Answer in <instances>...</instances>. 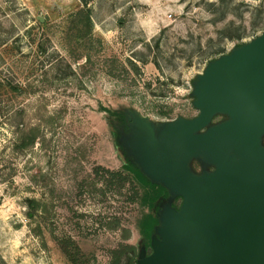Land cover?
Wrapping results in <instances>:
<instances>
[{
	"label": "rangeland",
	"instance_id": "1",
	"mask_svg": "<svg viewBox=\"0 0 264 264\" xmlns=\"http://www.w3.org/2000/svg\"><path fill=\"white\" fill-rule=\"evenodd\" d=\"M83 3L88 33L74 16ZM263 33L264 0H0V264H71L46 230L36 235L26 198L43 200L39 225L71 237L84 264H109L124 244L135 246L136 264H155L162 222L180 210L181 195L142 206L129 202V186L97 171L133 167L150 181L193 153V175L214 173L204 143H229V135L181 133L231 122L221 110H202L211 103L210 73ZM254 123L233 134L226 156L264 148V115ZM17 128H38L44 141L14 152ZM142 211L159 224L148 245L136 226ZM198 256L210 263L207 251Z\"/></svg>",
	"mask_w": 264,
	"mask_h": 264
},
{
	"label": "water",
	"instance_id": "2",
	"mask_svg": "<svg viewBox=\"0 0 264 264\" xmlns=\"http://www.w3.org/2000/svg\"><path fill=\"white\" fill-rule=\"evenodd\" d=\"M210 75L206 96L211 103L202 110L209 115L215 109L221 110L230 116L231 122L201 135L181 134L200 137L215 131L217 141L220 134H228L231 141L204 143L201 155L205 159L214 158L217 166L212 174L193 175L188 161L196 154L191 153L186 164H173L181 166L178 170H161L150 180L160 183L168 194L179 192L183 199L180 210L162 222L163 239L154 245L150 255L155 264H207L198 256L202 251L208 252L209 264L264 262V148L254 147L235 158L226 156L235 139L233 134L257 129L259 126L254 122L264 115V33L238 58L225 60ZM210 147L221 151L214 155ZM163 178H169V184ZM183 236L187 243L182 246ZM141 258L139 255L138 259Z\"/></svg>",
	"mask_w": 264,
	"mask_h": 264
},
{
	"label": "trees",
	"instance_id": "3",
	"mask_svg": "<svg viewBox=\"0 0 264 264\" xmlns=\"http://www.w3.org/2000/svg\"><path fill=\"white\" fill-rule=\"evenodd\" d=\"M77 26H81L82 30L90 32L91 30V15L90 10L87 8L86 3H83V7L79 9L75 15ZM86 36V35H85ZM11 92L18 90V87L10 84L6 85ZM21 126V125H20ZM44 141V135L38 128H31L26 130L25 128L18 129L14 132V138L11 143L12 150L14 152H23L31 150L35 143ZM97 174L102 176H110L117 179L119 185L122 187L129 186L130 197L129 202L138 203L142 206L152 207L153 204L162 197H167L168 192L162 186L151 183L146 179L136 168L130 167L126 172H113L108 169H100ZM111 180V179H110ZM27 211V218L29 220H35L37 222V233L39 237H43V229L50 234V236L58 244L62 254L68 259L71 264H84V260H81L80 248L77 243L69 236L58 237L54 227L44 225L42 228L39 223L43 222L46 214V205L42 199L26 198L25 199ZM158 224V219L146 211H142L140 217L137 219L136 226L141 236L146 240V245L149 244L151 234L154 227ZM137 251L135 246L124 244L120 245L116 249L110 251L111 261L109 264H136Z\"/></svg>",
	"mask_w": 264,
	"mask_h": 264
},
{
	"label": "bare ground",
	"instance_id": "4",
	"mask_svg": "<svg viewBox=\"0 0 264 264\" xmlns=\"http://www.w3.org/2000/svg\"><path fill=\"white\" fill-rule=\"evenodd\" d=\"M142 120V119H141ZM145 122V121H144ZM146 123V122H145ZM150 124V123H149Z\"/></svg>",
	"mask_w": 264,
	"mask_h": 264
}]
</instances>
